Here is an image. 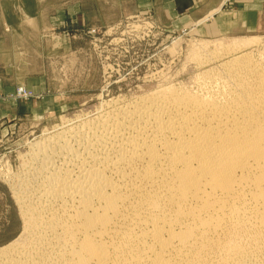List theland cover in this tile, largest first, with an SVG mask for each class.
Here are the masks:
<instances>
[{"label":"bare ground","instance_id":"6f19581e","mask_svg":"<svg viewBox=\"0 0 264 264\" xmlns=\"http://www.w3.org/2000/svg\"><path fill=\"white\" fill-rule=\"evenodd\" d=\"M210 43L197 91L158 80L31 145L0 264H264V42Z\"/></svg>","mask_w":264,"mask_h":264},{"label":"rangeland","instance_id":"374dc122","mask_svg":"<svg viewBox=\"0 0 264 264\" xmlns=\"http://www.w3.org/2000/svg\"><path fill=\"white\" fill-rule=\"evenodd\" d=\"M205 1L215 5L207 16L167 20L146 0H0V247L23 231L7 181L19 179L32 144L97 117L113 98L153 90L158 80L197 91L195 76L208 67L194 50L201 42H264V0Z\"/></svg>","mask_w":264,"mask_h":264},{"label":"crops","instance_id":"0c3cea01","mask_svg":"<svg viewBox=\"0 0 264 264\" xmlns=\"http://www.w3.org/2000/svg\"><path fill=\"white\" fill-rule=\"evenodd\" d=\"M184 1H185V5L183 6ZM117 2L118 1H116L115 3H112V7L113 8L115 7V13L119 14ZM203 2L201 5H199L197 0H146L145 3L148 4L149 9L153 10V13L155 14L156 17L160 16L167 20H172L174 17V19L176 20L177 17H179L180 15H183L184 13L193 14V15L195 14V16L197 15L196 17L203 18L205 17V15L207 16L209 13L215 10L214 4L207 5L205 0ZM219 5L220 3L216 7H219ZM116 19L118 18H112L110 19V21H106V19H103V18H100L98 20H103L107 23H112Z\"/></svg>","mask_w":264,"mask_h":264}]
</instances>
